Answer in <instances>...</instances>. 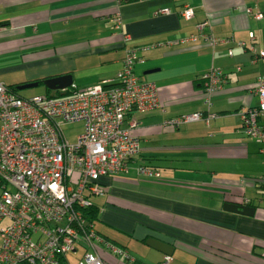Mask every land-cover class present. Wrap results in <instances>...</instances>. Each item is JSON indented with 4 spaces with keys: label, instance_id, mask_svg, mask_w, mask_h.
<instances>
[{
    "label": "crops",
    "instance_id": "obj_1",
    "mask_svg": "<svg viewBox=\"0 0 264 264\" xmlns=\"http://www.w3.org/2000/svg\"><path fill=\"white\" fill-rule=\"evenodd\" d=\"M186 6L189 19L180 14ZM137 46H152L134 70L156 84L159 107L125 118L136 121L141 151L125 171L101 176L102 192L91 198L95 230L122 253L104 242H95L96 252L104 264H161L166 255L169 264H264V142L243 132L240 117L259 104L264 0H0V81L38 82L45 92L33 96L46 94L45 79L67 74L76 90L114 81ZM212 68L224 82L207 108L203 74ZM193 112L211 117L163 125ZM258 124L264 129V114ZM141 165L157 174L139 173ZM226 202L254 214L227 211Z\"/></svg>",
    "mask_w": 264,
    "mask_h": 264
},
{
    "label": "built area",
    "instance_id": "obj_2",
    "mask_svg": "<svg viewBox=\"0 0 264 264\" xmlns=\"http://www.w3.org/2000/svg\"><path fill=\"white\" fill-rule=\"evenodd\" d=\"M158 13H169V9L161 8ZM180 14L189 19L193 9L186 6ZM253 17L259 19L262 13H253ZM203 25H197L200 32ZM201 36L211 45L218 41L211 33ZM190 39L195 35L181 41ZM151 47L128 48L114 81L62 97H20L0 81V264H61L80 245L85 252L77 264H104L95 242L122 253L95 231L82 210L102 192L99 178L125 171L127 162L140 152V138L131 133L136 121L125 125V117L131 110L159 107L155 83L141 81L133 73L134 63L141 61L138 51ZM257 54L264 57V50ZM203 79L204 104L209 108L224 75L212 68ZM256 93L258 106L240 115L242 130L264 142V129L258 124L264 114V75L257 79ZM210 117L193 112L167 119L163 125L178 127ZM77 121L84 123L83 131L74 143H68L61 125ZM138 171L157 174L146 166H139ZM171 260L166 255L161 264Z\"/></svg>",
    "mask_w": 264,
    "mask_h": 264
},
{
    "label": "water",
    "instance_id": "obj_3",
    "mask_svg": "<svg viewBox=\"0 0 264 264\" xmlns=\"http://www.w3.org/2000/svg\"><path fill=\"white\" fill-rule=\"evenodd\" d=\"M43 84L46 86V88L50 90H65L72 85V77L69 74L57 76V77L45 79L43 81ZM37 85H38V82H28V83H24L22 85L17 86V89L22 90L26 88L35 87ZM224 209L227 211L237 212V213H241V214L249 215V216L253 215L254 210H255L254 207H251V206L239 205V204H234L230 202L228 203L226 202L224 204ZM151 245L152 247L161 251L164 254L170 255L172 252L169 246L164 247V246L157 244L156 242Z\"/></svg>",
    "mask_w": 264,
    "mask_h": 264
},
{
    "label": "rangeland",
    "instance_id": "obj_4",
    "mask_svg": "<svg viewBox=\"0 0 264 264\" xmlns=\"http://www.w3.org/2000/svg\"><path fill=\"white\" fill-rule=\"evenodd\" d=\"M39 89V90H37ZM36 91V93H44V87L43 86H36V87H31V88H26V89H22V90H18V94L21 95L22 97H32L33 94L31 93L32 91ZM35 95V94H34ZM81 127L82 125L80 123L77 122H73V123H65L63 125H61V131L63 133L64 136V140L68 143H74L76 141V137L77 135L81 132ZM263 176H260L261 178V182H264ZM85 252V248L80 245L77 247V250L75 253L70 252L67 254V262L68 264H77L78 259L83 256Z\"/></svg>",
    "mask_w": 264,
    "mask_h": 264
},
{
    "label": "trees",
    "instance_id": "obj_5",
    "mask_svg": "<svg viewBox=\"0 0 264 264\" xmlns=\"http://www.w3.org/2000/svg\"><path fill=\"white\" fill-rule=\"evenodd\" d=\"M129 1H132V0H120V2H129ZM137 47H142V46H137ZM148 49H150V48H148ZM147 49V50H148ZM146 50H144V51H138V56L140 57V59H141V61H143V58H142V56H140V54L142 53V52H145ZM140 60H137L135 63H134V65H133V73L140 79V77L135 73V70H134V66H135V64L137 63V62H139ZM141 81H145V80H142V79H140ZM40 83V82H39ZM156 85V84H155ZM8 88L11 90V91H13V92H16L17 94H18V90H17V86H8ZM74 91H76V89L75 88H73V86L71 85L70 87H68L67 89H65L64 91H61V90H56V94H54V95H52L51 93H52V90H50V89H46V94L45 95H47V96H52V97H62V96H66V95H70L71 93H73ZM19 95V94H18ZM20 96V95H19ZM20 97H22V96H20ZM132 111H136V110H131L130 112H132ZM130 112H128V113H130ZM138 112V111H137ZM146 112V111H145ZM127 113V114H128ZM127 114H126V116H127ZM126 118V117H125ZM140 151H141V149H140ZM140 153V152H139ZM141 166H146V165H141ZM146 167H149V168H151L150 166H146ZM151 169H153L154 170V168H151ZM155 171V170H154ZM83 211V214H84V216L87 218V220L89 221V223L93 226V228H94V223H95V220H97L98 219V209L95 207V205L92 203L91 204V206H89V207H87V208H85V209H83L82 210ZM95 229V228H94ZM96 231V230H95ZM97 232V231H96ZM98 233V232H97ZM99 234V233H98ZM100 235V234H99ZM101 236V235H100ZM102 237V236H101ZM104 239V238H103ZM61 264H65V261L63 260L62 262H61ZM137 264H144V263H142V262H139V263H137Z\"/></svg>",
    "mask_w": 264,
    "mask_h": 264
}]
</instances>
